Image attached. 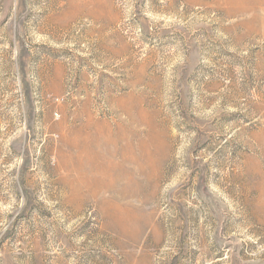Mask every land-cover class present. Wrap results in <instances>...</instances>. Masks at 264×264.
Returning a JSON list of instances; mask_svg holds the SVG:
<instances>
[{"label":"rangeland","instance_id":"374dc122","mask_svg":"<svg viewBox=\"0 0 264 264\" xmlns=\"http://www.w3.org/2000/svg\"><path fill=\"white\" fill-rule=\"evenodd\" d=\"M0 264H264V0H0Z\"/></svg>","mask_w":264,"mask_h":264}]
</instances>
